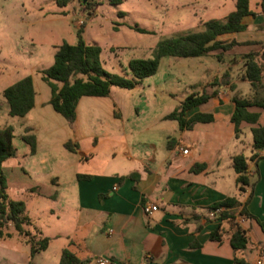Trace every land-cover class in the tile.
<instances>
[{
    "label": "crops",
    "instance_id": "1",
    "mask_svg": "<svg viewBox=\"0 0 264 264\" xmlns=\"http://www.w3.org/2000/svg\"><path fill=\"white\" fill-rule=\"evenodd\" d=\"M253 12L254 15L242 20L244 31L224 39L255 44L234 47L219 62L206 56L191 64L198 75L184 84L193 86L191 93L211 94L209 83L223 74L228 78L226 85L218 87L216 96L198 109L201 113H212L214 122L196 123L190 130L181 131L177 122L164 120L189 94L168 108L161 104L160 96H154L148 104L157 103L150 105L151 109L146 105L142 113L137 112L136 117L142 115L143 120L140 124L134 121L129 128L120 112L114 113L113 121L102 119L101 114L109 109L106 101L109 96L82 97L76 106L74 122L68 124L65 120L60 123L52 115L54 111L48 104L50 91L37 99L32 81L33 108L4 127L12 130V125L24 127L20 138L33 136L35 152L31 153L24 141L19 147L12 142L15 156L3 161L1 168L3 172L19 171L30 180L29 185L19 186V195L28 192L50 204L45 211L51 218L48 224L40 226L38 217L24 201L25 214L31 220L28 229L32 234L50 238V243L46 250L31 258L25 240L9 226L10 236L0 238V264H61L65 249L78 259L77 264H92L98 257L109 258L116 264H233L234 254L226 233L228 225L215 221L208 210L227 197H235L241 204L248 199L246 210L250 217L236 218L248 238L242 257L249 264H264V235L257 222L264 221V160L259 158L264 152L256 150L258 157L247 162L253 187L242 194L238 193L236 174L231 167L234 155L242 154L249 159L252 136L248 139L246 133L251 135L252 127L264 125L260 123L261 119L264 121V108L257 107L248 109L259 115L256 125L243 122L235 134L230 122L234 111L232 97L253 96L249 82L244 79L245 54H258L264 86V14L257 5ZM259 98L264 99V88L259 91ZM0 108V116L7 114L3 99ZM41 112L58 125L35 119ZM138 127L145 133L143 140L127 134V130L135 131ZM30 130L34 135L25 133ZM40 131L48 136L41 138ZM97 135L105 142L109 140L106 149L96 141L88 149L80 146L81 141L96 140ZM169 139L174 142L167 148ZM68 141L77 144V152L64 148ZM131 174L135 176L129 177ZM31 189H37L38 193ZM146 204L155 206L156 211L145 214ZM218 226L221 239L210 240V234Z\"/></svg>",
    "mask_w": 264,
    "mask_h": 264
},
{
    "label": "rangeland",
    "instance_id": "2",
    "mask_svg": "<svg viewBox=\"0 0 264 264\" xmlns=\"http://www.w3.org/2000/svg\"><path fill=\"white\" fill-rule=\"evenodd\" d=\"M258 1L250 0L252 11H255ZM80 4V0H0L1 101V92L6 87L28 76L38 93L37 99L47 95L49 87L41 80L39 72L53 63L56 46L63 42L72 45L77 43L79 29L86 44L101 48L100 61L105 71L130 78V60L151 58L160 40L201 31L203 23L223 20L235 8V0H121L117 5L110 4L108 0H92L89 10H81ZM81 20L83 24H79ZM129 27H137L146 33ZM198 60L164 57L160 60L157 72L141 80L134 89L111 88L106 100L109 109L101 114L102 119L113 121L114 113L120 112L123 123L129 128L134 121L140 124L143 120L142 115L136 117L137 112L142 113L146 105L151 109L149 106L157 103L148 104L154 96H160L163 99L161 104L166 108L178 104L181 98L192 92L193 86L184 87V84L198 77L197 70L191 67ZM218 65L222 66L221 63ZM51 113L60 123H64L60 115ZM34 117L41 119L44 124L53 122L43 112ZM11 120L18 121V118L3 114L0 116V127L11 125ZM263 122L261 119L260 123ZM12 126L13 146L19 147L24 141L20 138L24 127ZM139 127L135 131L127 130L128 136L143 140L145 133ZM25 133L33 134V131ZM39 136L46 138L48 135L40 131ZM250 136L247 132L246 137L249 139ZM30 137L35 142V138ZM95 141L104 149L110 143L97 135L96 140L81 141L80 146L88 149ZM3 174L7 178L5 194L8 199L25 201L32 214L38 217L39 225L48 224L51 216L45 210L50 204L28 192L19 195V186L29 185L30 180L13 169H6ZM41 210L44 211L41 213Z\"/></svg>",
    "mask_w": 264,
    "mask_h": 264
},
{
    "label": "trees",
    "instance_id": "3",
    "mask_svg": "<svg viewBox=\"0 0 264 264\" xmlns=\"http://www.w3.org/2000/svg\"><path fill=\"white\" fill-rule=\"evenodd\" d=\"M110 4H120L121 0H108ZM92 0L81 5V10H89ZM260 13L264 14V0L257 4ZM254 15L250 9V0H235V8L223 20H210L203 23V30L189 32L172 38L160 40L154 49L153 56L147 59H132L128 63L131 73L130 78L110 74L101 66V48L95 45L86 44L82 37V30L77 31V43L75 45L66 42L55 47L53 63L46 69L41 70V80L49 87L50 98L48 104L53 111L60 115L68 124L75 120V110L78 101L82 97L105 98L109 96L111 88L132 90L140 84L144 78L153 76L159 67L160 60L164 57L177 58H200L213 56L218 62L223 55L234 47L251 45L254 42L239 43L234 40L228 41L224 37L239 33L245 30L242 23L243 18ZM140 33H146L137 27H129ZM244 79L249 82L253 96L249 99L240 98L237 95L232 97L234 111L230 116V122L234 125L235 134L239 132L241 123L256 125L259 115L248 111L251 107L264 108V99L259 98V91L264 88L261 84L262 66L259 56L256 53H248L243 56ZM228 76L223 74L215 78L208 86L213 89L211 94L206 92L191 93L169 114L164 120L175 121L179 130H190L196 123L209 124L214 122L212 113H201L199 107L207 104L216 96L219 86L227 84ZM232 88V87H231ZM34 90L31 77H25L1 92V98L8 108V116L22 118L34 106ZM252 154L247 159L242 154L234 155L231 158V167L236 174L235 182L238 186V193L242 194L246 188H252L248 175V161H254L258 154L256 150L264 152V125L252 127ZM12 128L0 127V238L9 237L7 232L9 226L21 236L30 248V256L47 249L50 238L32 234L28 229L31 220L25 214V203L13 201L5 194L6 177L3 174L1 164L3 161L13 158L15 150L12 146ZM23 140L30 145L31 153L35 152V142L30 136L23 137ZM174 139L167 141V148L171 147ZM64 148L69 152H77L78 146L70 141L64 143ZM264 160V156L259 157ZM196 171V168L193 169ZM135 174L129 177L133 178ZM77 178H86L77 175ZM31 192L38 193L37 189ZM251 196V193L249 197ZM241 204L235 197H227L222 201L214 203L209 207V213H213V219L228 225L227 235L233 250V264H249L242 257L246 249L248 238L246 231L237 223L236 218L243 216L249 218L246 204ZM219 210L218 213H215ZM264 235V221H257ZM222 231L218 226L211 234L210 240L219 241ZM61 264H77L78 259L68 250H63Z\"/></svg>",
    "mask_w": 264,
    "mask_h": 264
},
{
    "label": "built area",
    "instance_id": "4",
    "mask_svg": "<svg viewBox=\"0 0 264 264\" xmlns=\"http://www.w3.org/2000/svg\"><path fill=\"white\" fill-rule=\"evenodd\" d=\"M83 20H81L79 22V24H83ZM183 154L187 153V150H182ZM156 207L152 206L151 204H146L143 206V211L145 214L150 215L151 213H153L154 211H156ZM219 210H216L215 213H218ZM240 221H243V218L240 217L239 219ZM92 264H116L115 262H113L112 260H110L109 258H105V257H98L95 258L92 262ZM142 264H146L145 262H143ZM257 264H260V262H258Z\"/></svg>",
    "mask_w": 264,
    "mask_h": 264
},
{
    "label": "water",
    "instance_id": "5",
    "mask_svg": "<svg viewBox=\"0 0 264 264\" xmlns=\"http://www.w3.org/2000/svg\"><path fill=\"white\" fill-rule=\"evenodd\" d=\"M87 1L88 0H80V3H81V5H84V4H86Z\"/></svg>",
    "mask_w": 264,
    "mask_h": 264
}]
</instances>
